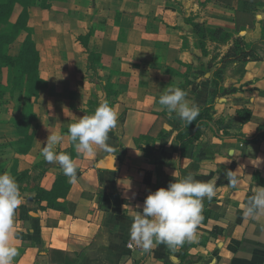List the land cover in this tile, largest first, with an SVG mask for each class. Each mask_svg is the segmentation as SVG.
I'll return each instance as SVG.
<instances>
[{
    "label": "crops",
    "instance_id": "obj_1",
    "mask_svg": "<svg viewBox=\"0 0 264 264\" xmlns=\"http://www.w3.org/2000/svg\"><path fill=\"white\" fill-rule=\"evenodd\" d=\"M48 3L49 9L39 8L43 12L28 10L29 17L38 10L45 19L60 21L39 31L45 35L44 49L58 47L65 51L62 63L83 66L84 71L92 54L107 74L88 84L83 82L84 73L65 72L58 87L44 75L46 86L38 96L57 98L59 107H33L26 112L36 120L30 127L31 148L24 155L14 150L13 121L19 115L11 110L7 113L11 122L9 117L1 118L0 173L15 179L24 200L14 217L11 244L17 255L12 264H264V209L246 215L244 207L264 188V7L255 14L254 27L237 35L250 46L254 58L221 63L231 42L207 41L202 51L193 24L236 36V0ZM39 57L40 68L44 58ZM50 57L55 59L52 52ZM216 69L221 80L210 103ZM177 87L187 93L190 104L211 105V121L200 128L201 135L187 154L174 140L181 120L158 103L168 88ZM72 95L80 99L95 95L98 103L90 110L87 101L77 107L61 100ZM104 102L117 114L108 147L93 146V155L78 153L67 138L69 126L92 115ZM48 135L65 136L54 151L75 162V183L59 165L40 155ZM8 144L13 148L7 158ZM24 171L28 172L22 176ZM229 171L234 172L235 183L226 179ZM189 175L216 184L215 196L203 201L202 218L191 238L175 249L165 244L147 251L128 249L137 206L143 205L149 192L167 188V179ZM58 178L68 186L66 193L59 191L51 205L38 200L39 190L50 191Z\"/></svg>",
    "mask_w": 264,
    "mask_h": 264
},
{
    "label": "clouds",
    "instance_id": "obj_2",
    "mask_svg": "<svg viewBox=\"0 0 264 264\" xmlns=\"http://www.w3.org/2000/svg\"><path fill=\"white\" fill-rule=\"evenodd\" d=\"M187 93L177 88H168L159 97L161 109H166L187 125L199 115V109L186 99ZM117 114L108 102L102 103L90 116L77 118L68 128V136L81 154H94L93 146L106 149L108 133L116 126ZM63 135H48L40 155L50 163L59 165L63 174L72 183L77 179V168L73 159L66 153H57L54 147L62 144ZM231 155V153H229ZM226 179L235 183L234 172H227ZM129 187V186H128ZM260 188V187H259ZM245 205V214L252 215L264 209V188ZM216 194L215 180L202 182L191 175L175 180L167 188L149 192L142 206H137L129 235L132 241L145 251L158 244L175 249L186 238H191L196 225L201 220L205 198L211 200ZM24 203L19 186L8 173H0V264H12L17 249L12 246L14 217L16 210Z\"/></svg>",
    "mask_w": 264,
    "mask_h": 264
},
{
    "label": "trees",
    "instance_id": "obj_3",
    "mask_svg": "<svg viewBox=\"0 0 264 264\" xmlns=\"http://www.w3.org/2000/svg\"><path fill=\"white\" fill-rule=\"evenodd\" d=\"M237 7L234 13L235 35L223 31L222 29H210L200 24H193V32L198 37V46L204 49L207 41L212 43L225 45L231 42V46L226 53L221 57V63L246 62L248 59H253L250 46L244 43L243 39L237 36L241 31L253 28L256 19L255 14L259 8L264 7V0H236ZM20 6L21 10L17 15L15 22L10 24L9 20L12 16L15 6ZM38 6L41 9H49L48 0H0V76L3 70L14 71L16 73V83L24 84V92L28 97L36 99L41 88L46 86L44 80L39 77V53L32 36L28 30V20L30 7ZM25 36L20 44L18 53L14 56L7 55L2 52V47L8 44H13L20 34ZM221 80V72L215 70L212 75L209 102H213L217 95V89ZM210 103L209 106L198 108L199 115L192 121V124L187 125L181 121L182 126L176 129L174 140L179 143V149L182 154H187L191 151L193 144L200 137V128L210 122ZM35 115L31 113H22L13 121V127L17 140L14 149L18 154H26L30 148L34 138V130L30 127L35 122ZM71 141V140H70ZM72 142V141H71ZM74 142L71 143V147ZM75 155H78L77 153ZM28 171L21 173L26 175ZM173 179H167L165 185L174 182ZM68 186L63 182V179L58 178L50 191L39 190L37 199H45L48 204L59 196V191L64 190L66 193Z\"/></svg>",
    "mask_w": 264,
    "mask_h": 264
},
{
    "label": "rangeland",
    "instance_id": "obj_4",
    "mask_svg": "<svg viewBox=\"0 0 264 264\" xmlns=\"http://www.w3.org/2000/svg\"><path fill=\"white\" fill-rule=\"evenodd\" d=\"M30 8H36L40 11V7L35 6V7H30ZM21 8L20 6H15L14 11L12 13V16L9 20V23L12 24L15 22V19L17 15L19 14ZM29 10V9H28ZM38 10L34 12H31V17H29V24L28 30L32 36V39L37 43L39 49L38 53L39 55H42V63L40 65V68L38 67L39 70V77L41 79H44V75L46 77L53 78L54 82L53 84L57 85L59 84V76L63 75L65 72H69L72 74V76L76 75L77 73H84L85 77L83 82H88V84L94 83L96 79H102L106 77V70H102L100 65L97 63V59L92 57V54L88 56V65L86 66V71L83 70V66H78V67H67L64 63L61 62V59L64 58V53L65 51L59 50L58 47H55L52 51L45 50L43 47V37L45 36L41 31L43 28V25H57L60 24L59 19L58 21H55L54 18H44L42 14H40V11ZM25 34L22 33L18 37H16V41L13 44H8L2 47V52L14 56L18 53V50L20 48V44L24 38ZM51 37H54L53 35ZM53 53L55 55V59L50 57V53ZM46 53L49 54V57L46 55ZM54 60L53 65H51V61ZM75 68V69H74ZM63 73V74H62ZM101 74L103 77H98V74ZM98 82V80H96ZM95 82V83H96ZM67 85H72V82H68ZM41 93V92H40ZM85 93V92H84ZM88 93V92H87ZM52 94V93H51ZM49 95V94H48ZM44 95V93L40 94L36 99L30 98L27 96V94L24 92V84L16 83V73L14 71H9L7 69L3 70V74L0 76V121L1 118H6L8 119L9 113L8 111H13L14 116L21 115L24 112H30L33 107H42V106H52V107H59L57 103V98H54L52 96ZM63 102L69 104L71 102V105H75L77 107H80L82 104L85 105V101H87V106L89 109H93V106L97 105V98L95 95L90 96V98H76L75 96L72 95V97H66L65 99H61ZM95 101V102H94ZM90 104L92 105V108L90 107ZM6 111L5 113H3ZM12 117V116H11ZM10 118V117H9ZM13 120V117L9 119V122ZM12 141V140H11ZM9 149H7L9 152L6 153L5 155L7 158L10 156L11 157V150L13 147L8 144Z\"/></svg>",
    "mask_w": 264,
    "mask_h": 264
},
{
    "label": "built area",
    "instance_id": "obj_5",
    "mask_svg": "<svg viewBox=\"0 0 264 264\" xmlns=\"http://www.w3.org/2000/svg\"><path fill=\"white\" fill-rule=\"evenodd\" d=\"M126 246L130 250H143V248L132 241L131 238H129V240L127 241Z\"/></svg>",
    "mask_w": 264,
    "mask_h": 264
}]
</instances>
